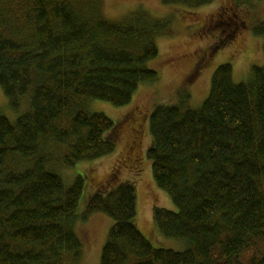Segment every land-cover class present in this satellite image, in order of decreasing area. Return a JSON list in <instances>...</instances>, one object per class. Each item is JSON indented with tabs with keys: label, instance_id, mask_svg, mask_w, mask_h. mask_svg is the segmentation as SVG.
Wrapping results in <instances>:
<instances>
[{
	"label": "trees",
	"instance_id": "16d2710c",
	"mask_svg": "<svg viewBox=\"0 0 264 264\" xmlns=\"http://www.w3.org/2000/svg\"><path fill=\"white\" fill-rule=\"evenodd\" d=\"M170 23L146 11L108 21L101 0H0V87L14 110L30 95L15 123L0 109V264L79 257L85 181L66 187L53 166L115 153L117 125L90 104L128 106L142 84L158 80L147 64ZM255 34L264 35V23ZM177 102L153 109L146 156L177 208L155 207L154 222L188 248L153 246L135 223L136 184L126 181L95 193L82 215L114 222L100 264H264V67L236 83L232 65L222 64L200 108L186 93Z\"/></svg>",
	"mask_w": 264,
	"mask_h": 264
},
{
	"label": "rangeland",
	"instance_id": "374dc122",
	"mask_svg": "<svg viewBox=\"0 0 264 264\" xmlns=\"http://www.w3.org/2000/svg\"><path fill=\"white\" fill-rule=\"evenodd\" d=\"M101 1L102 15L108 21L118 22L134 12L146 11L158 19L168 18L171 23L166 35L157 39L158 58L147 64L158 71V80L142 84L128 106L115 107L102 101L90 104L92 111L106 114L117 125L115 153L73 167L62 163L53 166L66 187L79 176L85 181L77 209L79 221L75 225L81 242L79 257L68 254L65 264H100L114 222L101 213L85 220L82 215L95 193L100 190L109 193L126 181L136 184L135 223L153 246L186 250V240L162 235L154 222L155 207L170 211H177V208L170 196L154 182L151 162L146 156L152 142L150 115L158 105L178 103L185 93L189 95V107L200 108L210 93L213 74L222 64L232 65L236 83L249 82L254 66L264 67V35L255 34V29L264 23V2L213 0L197 6L178 0ZM0 109L15 123L30 110V95L22 98L20 108L14 110L0 87ZM134 135L139 137L136 149L139 162L131 165L129 147ZM60 150L66 151V148Z\"/></svg>",
	"mask_w": 264,
	"mask_h": 264
},
{
	"label": "flooded vegetation",
	"instance_id": "af4514ba",
	"mask_svg": "<svg viewBox=\"0 0 264 264\" xmlns=\"http://www.w3.org/2000/svg\"><path fill=\"white\" fill-rule=\"evenodd\" d=\"M138 139H139V137L137 135L131 136V142H130L131 145L129 147L130 154H129V159H128L129 162L131 163V165L139 162L138 156L136 154V149H137L138 143H139Z\"/></svg>",
	"mask_w": 264,
	"mask_h": 264
}]
</instances>
